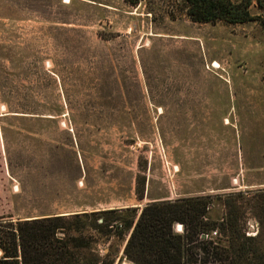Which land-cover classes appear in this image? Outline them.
Listing matches in <instances>:
<instances>
[{"label": "rangeland", "instance_id": "obj_1", "mask_svg": "<svg viewBox=\"0 0 264 264\" xmlns=\"http://www.w3.org/2000/svg\"><path fill=\"white\" fill-rule=\"evenodd\" d=\"M187 8L0 0V217L127 219L212 197L217 219L234 196L242 232L264 236V9L253 2L254 20L230 24ZM129 235H95L101 257L129 264Z\"/></svg>", "mask_w": 264, "mask_h": 264}, {"label": "trees", "instance_id": "obj_2", "mask_svg": "<svg viewBox=\"0 0 264 264\" xmlns=\"http://www.w3.org/2000/svg\"><path fill=\"white\" fill-rule=\"evenodd\" d=\"M185 1L189 16L200 23H247L255 19L250 13L253 2L264 9V0ZM136 193L143 199L138 189ZM233 197L225 201L227 213L217 219L209 216L212 197L151 202L139 217L137 208L128 209L127 219L118 217V210L30 220L0 217V264H115L101 257L95 237L108 239L114 232L119 238L130 234L124 248L129 264H264V236L242 232L241 207ZM261 200L252 205L259 213ZM178 224L182 233L175 230ZM213 233L227 245L214 246L209 241Z\"/></svg>", "mask_w": 264, "mask_h": 264}, {"label": "crops", "instance_id": "obj_3", "mask_svg": "<svg viewBox=\"0 0 264 264\" xmlns=\"http://www.w3.org/2000/svg\"><path fill=\"white\" fill-rule=\"evenodd\" d=\"M93 211H100L99 209H87V210H83L81 211L82 213L83 212H93ZM74 213H68V214H62V215H59V216H69V215H73ZM77 214V213H76ZM49 216H53V215H49ZM56 216V215H55ZM58 216V215H57Z\"/></svg>", "mask_w": 264, "mask_h": 264}, {"label": "bare ground", "instance_id": "obj_4", "mask_svg": "<svg viewBox=\"0 0 264 264\" xmlns=\"http://www.w3.org/2000/svg\"><path fill=\"white\" fill-rule=\"evenodd\" d=\"M177 231H181V225H177Z\"/></svg>", "mask_w": 264, "mask_h": 264}, {"label": "water", "instance_id": "obj_5", "mask_svg": "<svg viewBox=\"0 0 264 264\" xmlns=\"http://www.w3.org/2000/svg\"><path fill=\"white\" fill-rule=\"evenodd\" d=\"M179 225V224H178ZM177 227V226H176ZM183 229L182 225H181V230ZM180 232V231H179Z\"/></svg>", "mask_w": 264, "mask_h": 264}]
</instances>
